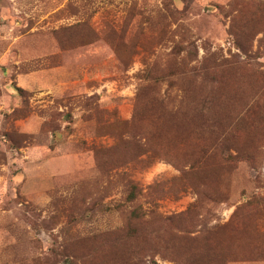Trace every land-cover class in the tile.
I'll return each mask as SVG.
<instances>
[{
    "label": "rangeland",
    "instance_id": "1",
    "mask_svg": "<svg viewBox=\"0 0 264 264\" xmlns=\"http://www.w3.org/2000/svg\"><path fill=\"white\" fill-rule=\"evenodd\" d=\"M0 264H264V0H0Z\"/></svg>",
    "mask_w": 264,
    "mask_h": 264
},
{
    "label": "trees",
    "instance_id": "2",
    "mask_svg": "<svg viewBox=\"0 0 264 264\" xmlns=\"http://www.w3.org/2000/svg\"><path fill=\"white\" fill-rule=\"evenodd\" d=\"M18 90V89H17ZM71 122H69V124H70ZM47 125V124H46ZM47 126H49L50 128H49V130L51 131V134H53V135H56V134H58L59 132H60V130H59V125L58 124H56V123H48V125ZM69 130V129H68ZM128 198H129V200H131V199H133V194L131 193L129 196H128ZM136 215V214H135Z\"/></svg>",
    "mask_w": 264,
    "mask_h": 264
}]
</instances>
